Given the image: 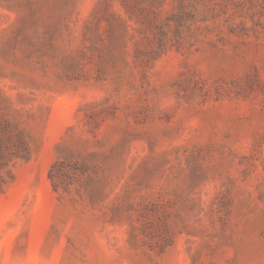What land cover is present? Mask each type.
Here are the masks:
<instances>
[{"label":"rangeland","instance_id":"1","mask_svg":"<svg viewBox=\"0 0 264 264\" xmlns=\"http://www.w3.org/2000/svg\"><path fill=\"white\" fill-rule=\"evenodd\" d=\"M0 264H264V0H0Z\"/></svg>","mask_w":264,"mask_h":264},{"label":"trees","instance_id":"2","mask_svg":"<svg viewBox=\"0 0 264 264\" xmlns=\"http://www.w3.org/2000/svg\"><path fill=\"white\" fill-rule=\"evenodd\" d=\"M0 160H2V159H0ZM0 166H1V164H0Z\"/></svg>","mask_w":264,"mask_h":264}]
</instances>
